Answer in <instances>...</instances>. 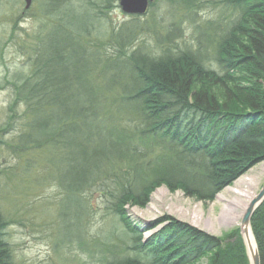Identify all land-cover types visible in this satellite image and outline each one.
<instances>
[{
    "label": "trees",
    "instance_id": "trees-1",
    "mask_svg": "<svg viewBox=\"0 0 264 264\" xmlns=\"http://www.w3.org/2000/svg\"><path fill=\"white\" fill-rule=\"evenodd\" d=\"M54 1L66 15L68 7L78 2L89 5L92 12L99 7V0ZM163 1L181 4L190 12L205 6L218 9L216 19L195 25V49L167 45L159 54L137 47L128 53L126 48L135 35L123 36L120 29L118 51L106 56L97 44H88L90 32H86L78 49L81 61L76 63L72 27L65 15L53 18L46 45L43 32L36 37L31 71L4 79L14 98L11 122L0 127V156L4 147L12 150L17 165L26 166L29 172V166L46 165L47 148L74 145L75 153L65 157L74 171L72 180L57 178L66 194L74 191L80 197L99 182L107 187L115 184L110 209L126 226L131 252L105 264H249L239 229L218 237L167 219L149 223L146 229L159 228L144 238V230L131 221L126 210L128 205L146 206L162 185L211 201L264 160V0ZM90 52L96 55L93 62L86 57ZM113 68L124 71L123 82L113 80L109 87L103 81L94 83L86 89L90 94L86 100L83 95L75 101L65 94L69 69L82 86L91 74L102 80L106 70ZM104 87L110 93L116 91L113 100L100 94ZM70 101L92 104L73 109L75 124L70 121L71 113L64 119L59 114L63 103ZM100 103L101 113L93 107ZM119 103L126 105L128 119L122 122L119 116L107 121V106ZM19 104L23 107L20 114L27 118L24 130L7 139L6 132L18 120L15 110ZM45 114L49 122L41 119ZM91 117L108 125H92ZM70 128L80 136L64 142L63 134ZM28 153L31 160L25 158ZM4 173L0 162V189ZM5 219L0 209V264H14L5 238ZM251 223L264 264V202Z\"/></svg>",
    "mask_w": 264,
    "mask_h": 264
},
{
    "label": "rangeland",
    "instance_id": "rangeland-1",
    "mask_svg": "<svg viewBox=\"0 0 264 264\" xmlns=\"http://www.w3.org/2000/svg\"><path fill=\"white\" fill-rule=\"evenodd\" d=\"M51 4L52 0H34L32 7L24 12V0H0V127H6L11 122L10 101L14 98L9 81L5 82L4 79L31 71L36 37L43 32L46 45L47 31L53 28L51 20L58 15H65L66 23L76 35V51L72 52V59L76 63L81 61L78 49L86 32H90L88 44H97L106 56L118 51L117 34L120 29L123 36L132 32L135 35V40L126 48L128 53L137 47L144 53L159 54L161 48L167 45L174 49H195V25L218 17V9L214 7L205 6L190 12L189 8L181 4L163 0H154V5H150L147 13L142 16L125 14L119 0H99V7L93 8L99 20L91 7L83 2L70 5L67 15L57 2ZM54 6L58 8L49 14L50 8ZM86 57L89 62L96 59V55L91 52ZM113 69L106 70L102 80L91 74L82 86L75 82L74 72L69 69L66 72L68 89L65 94H71L75 101L82 95L86 100L90 97L86 89L94 83L103 81L109 87L113 80L123 82L124 71ZM105 88L101 89L100 94H108L109 99L113 100L116 91L110 93ZM63 104L59 111L63 119L74 108L92 105L91 102L73 101ZM93 107L100 113L103 111L102 103ZM107 108V121H114L119 116L123 118L122 122L128 119L125 104L119 103ZM22 111L23 107L19 104L15 110L18 120L10 126L5 138H14L23 132L27 118L24 119L20 114ZM40 117L44 121L48 119L47 114ZM69 118L72 124L76 123L77 118L73 113ZM97 118L91 117L90 123L102 127L108 125L99 124ZM79 136L77 131L70 128L63 134V141L74 142ZM75 149L74 145L47 148L46 165H37L35 169L29 166V172L26 166L17 165L18 160L12 150L6 147L2 149L0 162L3 163L5 173L1 177L0 209L8 221L5 238L11 245L14 264H105L114 256L131 252L126 226L110 209L112 196L117 192L115 184L110 183L107 187L105 183L99 182L80 193V197L74 191L66 194L60 186L57 178H73L74 171L70 164H66L65 157L75 153ZM25 158L30 159L31 155L28 153ZM252 174L257 175L259 192L264 185V160L250 167L211 201H200L185 195L182 190L171 191L162 185L150 195L146 206L128 205L126 210L131 221L144 230V238L150 237L159 228L146 229L149 223L167 219L185 222L213 236L221 237L236 229H239L241 235L243 216L239 222L227 226L218 222L217 218L224 205L219 196L223 194L231 197L228 189L236 187L240 178ZM234 241L235 238L230 242Z\"/></svg>",
    "mask_w": 264,
    "mask_h": 264
},
{
    "label": "water",
    "instance_id": "water-1",
    "mask_svg": "<svg viewBox=\"0 0 264 264\" xmlns=\"http://www.w3.org/2000/svg\"><path fill=\"white\" fill-rule=\"evenodd\" d=\"M152 0H120L119 4L122 10L128 14H145L148 10L149 4ZM25 10H28L33 0H24ZM264 202V185L259 194L251 201L247 210L245 211L241 221V236L246 248L249 264H261V257L257 241L252 229V216L258 207ZM250 233L253 235V240H249Z\"/></svg>",
    "mask_w": 264,
    "mask_h": 264
},
{
    "label": "bare ground",
    "instance_id": "bare-ground-1",
    "mask_svg": "<svg viewBox=\"0 0 264 264\" xmlns=\"http://www.w3.org/2000/svg\"><path fill=\"white\" fill-rule=\"evenodd\" d=\"M228 191L231 193V197L223 194L219 196V200L224 205L217 220L223 226L239 222L251 201L259 194L260 191H257V175L252 174L240 178L236 187H231ZM248 239L253 240L251 233Z\"/></svg>",
    "mask_w": 264,
    "mask_h": 264
}]
</instances>
